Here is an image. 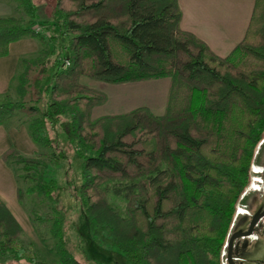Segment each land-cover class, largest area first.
I'll return each mask as SVG.
<instances>
[{"label": "trees", "instance_id": "trees-1", "mask_svg": "<svg viewBox=\"0 0 264 264\" xmlns=\"http://www.w3.org/2000/svg\"><path fill=\"white\" fill-rule=\"evenodd\" d=\"M17 1L30 22L0 16V58L25 37L35 38L40 50L20 59V100L0 95V126L27 109L36 115L25 123L30 137L52 149L3 153L5 163L22 166L18 201L28 194L56 196L59 184L47 168L67 157L55 150L58 137L51 133L61 126L82 159L81 194L94 237L107 227L127 264L227 263L239 200L264 144V0H255L243 40L226 56L182 29L179 0H55L47 17L57 32L50 35L33 27L36 1ZM54 41L66 44L69 65L55 57ZM33 66L39 67L37 83L52 69L44 111L25 100ZM83 76L111 84L169 78L165 112L138 107L95 119L94 108L109 96ZM110 182L123 185L116 190L126 200L123 213L110 202ZM32 216L53 223L65 264H82L64 245L56 211L33 210ZM21 234L0 200V254L46 264L20 243Z\"/></svg>", "mask_w": 264, "mask_h": 264}, {"label": "rangeland", "instance_id": "rangeland-1", "mask_svg": "<svg viewBox=\"0 0 264 264\" xmlns=\"http://www.w3.org/2000/svg\"><path fill=\"white\" fill-rule=\"evenodd\" d=\"M38 4H46L48 14L55 5V0H35ZM26 22H30L29 16L22 13ZM49 21L47 14H41V20H33V27L42 33H56L57 29L50 26H45ZM39 24V26H35ZM52 48L55 50V57H59L62 62H66L69 58L70 51L66 48V44L62 41L52 42ZM32 57V56H30ZM24 68L21 67V72ZM39 67L33 66L28 77V94L25 97L27 105H37L42 111L48 108L49 93L47 86L53 83L52 69L49 73L42 77L41 81L37 83L36 78L39 75ZM41 76V75H40ZM39 76V77H40ZM82 82L105 91L109 95L110 102L106 106L96 109L93 118L97 119L102 113L109 112L112 106H117L125 99H138L143 98L145 93L137 91V93L127 90L136 86L134 83H125L128 85H115L103 81H95L87 76L82 77ZM18 79L16 78L11 90L6 93L10 94L14 100H20L16 92ZM128 86V87H121ZM139 86V85H137ZM147 97V95H146ZM155 97V96H154ZM155 97L152 102L156 105L151 111L157 115L165 112L166 107L163 106L164 100ZM161 98V97H160ZM0 99H3L0 97ZM149 99H151L149 97ZM157 99V100H156ZM137 101V103H139ZM147 101L142 104L147 105ZM134 106H129L132 109ZM117 109V108H115ZM128 108H122L124 111ZM34 116L29 110L16 111L15 115L8 121L9 124L27 125ZM69 117V115H67ZM27 127V126H26ZM52 135L57 136V152H66V158L59 161H52L49 163L47 173L50 177L58 181L59 187L56 196L53 199L44 197L42 195H26L22 202L17 201L15 206L11 209L18 221L22 226V234L20 236V243L34 251L37 258L46 264H65L61 259L59 238L56 236L53 223L43 220H33L32 211L36 210L39 214L45 215L55 211L62 221V231L64 238V245L70 249L71 253L82 264H127V258L119 250H117L110 231L107 227L99 229L97 237H94L93 232L89 226L86 208L81 194V166L82 159L76 152V147L69 144L65 132L62 131L61 126H57L56 131H51ZM39 152H52V149H45L36 144L34 153L26 155H36ZM9 165L16 172V175L22 174V166L13 162ZM264 144L256 153V160L253 166L252 177L246 186L240 200L239 205L241 208L234 218L233 229L234 232L248 226L255 214L264 206ZM23 186H26L23 184ZM123 185L119 183L110 182L106 187L109 193L110 202L113 207L119 212L123 213L126 205L125 198L116 193L118 188ZM264 227V217H262L256 224L254 232L247 238H256L261 233ZM245 237L238 238L242 241ZM0 264H31L27 258L22 259L20 262L13 260V258L6 254H0ZM227 264V263H225Z\"/></svg>", "mask_w": 264, "mask_h": 264}, {"label": "crops", "instance_id": "crops-1", "mask_svg": "<svg viewBox=\"0 0 264 264\" xmlns=\"http://www.w3.org/2000/svg\"><path fill=\"white\" fill-rule=\"evenodd\" d=\"M179 4L182 11V29L197 35L216 54L226 56L243 40L253 14L255 0H179ZM47 12L46 4L38 3V17L36 20H41V14L46 15ZM22 13L25 12L17 0H0V16H17L25 20L26 17ZM37 25L39 26V24L35 26ZM45 26L52 27L49 22ZM46 34L50 35L52 31ZM39 50V43L33 37H25L11 43L9 54L0 58V95H4L11 90L21 69L20 59L22 57L36 56ZM135 84L136 86H129L130 88L125 89L135 93L137 91L145 93L143 98H140L141 101L136 98L125 99L116 107L112 106L114 109H109V112L112 113H102L99 117L125 114L138 107H147L151 110L156 106L153 103L154 101L152 102L155 97H159L157 98L159 101L164 100L163 106L166 107L170 86L169 78L135 82ZM123 85L128 84L124 83ZM145 101L148 102L147 105L142 104ZM107 104L103 105V107ZM129 106L134 107L129 109ZM101 107L94 108L93 117L96 109ZM123 107L128 109L121 111ZM11 147L19 149L24 154L34 153L36 143L30 137L25 125L6 122L0 126V200L6 203L10 210L18 201V184L15 171L8 163L3 161L2 155Z\"/></svg>", "mask_w": 264, "mask_h": 264}, {"label": "flooded vegetation", "instance_id": "flooded-vegetation-1", "mask_svg": "<svg viewBox=\"0 0 264 264\" xmlns=\"http://www.w3.org/2000/svg\"><path fill=\"white\" fill-rule=\"evenodd\" d=\"M261 208L264 209V206H262ZM249 226L250 224L240 230L247 231L249 229ZM251 235L247 237L250 238ZM247 237H245V239L242 241H238L237 238L234 242L233 259L235 263L264 264V227L261 233L259 234V236H257L256 238L249 239ZM228 244H227L226 254H227V263L230 264L228 260V251H229Z\"/></svg>", "mask_w": 264, "mask_h": 264}, {"label": "water", "instance_id": "water-1", "mask_svg": "<svg viewBox=\"0 0 264 264\" xmlns=\"http://www.w3.org/2000/svg\"><path fill=\"white\" fill-rule=\"evenodd\" d=\"M263 174H264V169H263ZM264 217V209H260L256 214L255 216L253 217L251 223H250V226H249V229L247 231H243V230H237L235 231L230 239H229V251H228V260H229V263L230 264H236L234 259H233V248H234V242L237 238H240V237H245V236H249L253 233L254 229H255V226L257 224V222L262 218Z\"/></svg>", "mask_w": 264, "mask_h": 264}, {"label": "built area", "instance_id": "built-area-1", "mask_svg": "<svg viewBox=\"0 0 264 264\" xmlns=\"http://www.w3.org/2000/svg\"><path fill=\"white\" fill-rule=\"evenodd\" d=\"M65 64H66V65H69V61L67 60V61L65 62Z\"/></svg>", "mask_w": 264, "mask_h": 264}]
</instances>
